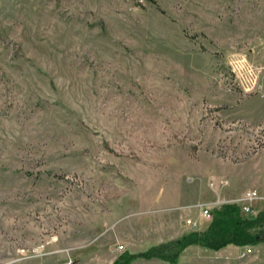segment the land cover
Here are the masks:
<instances>
[{
    "label": "rangeland",
    "instance_id": "374dc122",
    "mask_svg": "<svg viewBox=\"0 0 264 264\" xmlns=\"http://www.w3.org/2000/svg\"><path fill=\"white\" fill-rule=\"evenodd\" d=\"M212 182L264 192V0H0V264H110Z\"/></svg>",
    "mask_w": 264,
    "mask_h": 264
},
{
    "label": "crops",
    "instance_id": "0c3cea01",
    "mask_svg": "<svg viewBox=\"0 0 264 264\" xmlns=\"http://www.w3.org/2000/svg\"><path fill=\"white\" fill-rule=\"evenodd\" d=\"M217 186L218 184H213L212 182V187H210V189L213 193L212 196L208 198H196L192 201L174 202L171 204H160V203L157 204V206H155L156 208H154L151 211L153 212L152 215H155L158 221H156L154 227L151 229L152 232L150 233L146 232L147 234L144 233V235H142L148 241L138 243L139 245L138 249H143L148 245L178 237L190 230L203 229L209 221V218L207 219L200 214V208L203 205H208L211 207L213 204L221 201L237 202L240 196L242 195L241 193H239L232 196H227V195L225 196L221 193V189H220L221 187H217ZM248 189H253V188H247L246 190ZM259 199L260 200L264 199V192L261 194L258 193V197L253 200V203ZM263 208L264 206L259 208V210ZM133 214L137 215L138 213H133ZM133 218H135V216H133ZM186 219H190L191 221H194L197 227L193 228L190 223H187L185 221ZM121 221H125V223L121 227L122 230V228H125V226L128 224V221L130 223L132 219L119 220L118 223H120ZM126 239L127 238H122V241L126 243ZM237 251H243V252L248 251V253L250 254H253L255 251L258 253H262L264 252V241L258 242L256 244H247V245L227 244L217 250H212L203 247L199 244H190L187 245L182 250L177 262L174 264H221L220 258L219 257L214 258L212 257V255H218V256L226 255L227 258L228 257L230 258L231 254ZM251 256L257 257L256 254ZM112 259L110 260V263ZM167 263L168 262L160 260L156 257H150V258L136 257L132 259L128 264H167Z\"/></svg>",
    "mask_w": 264,
    "mask_h": 264
},
{
    "label": "trees",
    "instance_id": "16d2710c",
    "mask_svg": "<svg viewBox=\"0 0 264 264\" xmlns=\"http://www.w3.org/2000/svg\"><path fill=\"white\" fill-rule=\"evenodd\" d=\"M264 241V208L255 215H244L234 201H223L210 208V218L203 229L190 230L172 240L136 251L118 253L110 264H128L136 257H156L169 264L177 262L182 250L190 244L217 250L227 244L246 245Z\"/></svg>",
    "mask_w": 264,
    "mask_h": 264
},
{
    "label": "built area",
    "instance_id": "2783aa9c",
    "mask_svg": "<svg viewBox=\"0 0 264 264\" xmlns=\"http://www.w3.org/2000/svg\"><path fill=\"white\" fill-rule=\"evenodd\" d=\"M257 197H258V193L253 189H248L243 192L242 196L239 198V200L236 203L239 205V208L244 215L253 216L256 214L257 211L254 208V203L252 202V200ZM210 208L211 207L208 205H203L200 208V214L205 218H209ZM185 221L187 223H190L193 228L197 227L194 221H191L190 219H186Z\"/></svg>",
    "mask_w": 264,
    "mask_h": 264
}]
</instances>
